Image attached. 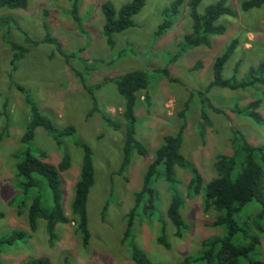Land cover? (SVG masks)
I'll use <instances>...</instances> for the list:
<instances>
[{
  "label": "rangeland",
  "instance_id": "374dc122",
  "mask_svg": "<svg viewBox=\"0 0 264 264\" xmlns=\"http://www.w3.org/2000/svg\"><path fill=\"white\" fill-rule=\"evenodd\" d=\"M106 1L119 9L129 0H77L75 14L73 0H28L23 9H0V237L14 231L20 233L3 245L2 264H22L42 256L49 259L48 264H62L64 258L69 264H135L131 242L154 264H182L185 257L198 255L203 239L227 233L225 226L213 224L216 212L203 208L205 184L216 174V156L233 153L235 134H242L254 146L264 144V123L255 122L243 109L251 100L260 99L256 111L264 118V86L207 89L214 59L231 41L235 40L236 45L224 64V77L234 76L241 81L248 69L263 59L264 4L243 10L244 0H228L232 13L217 20L224 31L209 35L208 46L189 47L177 55L184 35L191 30L186 3L173 17L171 27L156 35L164 18L162 10L171 0H145L132 17L134 25L112 33L113 46H109L101 8ZM216 1L201 0L198 11L202 13ZM26 37L36 44L27 43ZM9 41L27 49L13 64L10 62L14 51ZM13 66L15 69L9 75ZM132 69L148 72L149 99L146 101L141 92L135 108V137L145 146L146 153L134 150L121 170L124 99L109 79ZM15 83L28 88L40 112L57 128L71 125L75 129L74 137L65 138L59 148L42 127L35 129L31 142V152L37 155L44 151L45 160L53 164H58L64 153L68 155L69 166L60 173V188L62 206L69 218L83 156L74 138L92 151L94 184L87 199L86 243L74 221L57 223L52 240L43 218L37 219L34 229L29 226L27 205L31 198L39 193L42 205L50 207L51 191L37 175L35 178L41 183L25 188V178L18 175L16 163L20 158L14 154L24 147L20 136L28 122L29 108ZM203 97L215 109L206 108ZM202 107L206 113L204 120L200 118ZM103 113L109 116L108 121ZM181 123H185V128L179 153L187 164L174 165L175 185L165 179L160 168L152 182V206L139 207L131 237L124 239L126 216L134 204L135 193L142 187L154 152L163 143V137L175 134ZM240 161L238 156L237 169ZM194 173L201 176L202 187L199 193L187 195ZM176 192L183 200L179 209L184 223L180 236L167 216ZM260 210L258 204L251 202L238 217L251 219ZM262 222L264 229V217ZM160 236L164 242L159 241ZM233 240L244 243L241 233ZM250 256L264 261V231Z\"/></svg>",
  "mask_w": 264,
  "mask_h": 264
},
{
  "label": "trees",
  "instance_id": "16d2710c",
  "mask_svg": "<svg viewBox=\"0 0 264 264\" xmlns=\"http://www.w3.org/2000/svg\"><path fill=\"white\" fill-rule=\"evenodd\" d=\"M28 0H0V9H18L25 8ZM201 0H171L170 4L163 8V21L159 24L156 35H160L168 30L172 23L173 17L179 11L182 4L186 3L191 18V30L183 37V41L179 45L177 55L186 48L200 45L208 46L209 35L219 34L224 31L222 24L218 23V18L223 14L232 13L227 5L228 0H217L205 7L200 13L198 6ZM145 0H129L119 9L106 1L101 5L104 15L103 32L107 38V44L113 46L110 35L115 32H122L134 25L132 17L138 13L144 6ZM264 4V0H244L241 3V9L247 10L253 7H260ZM77 9V0H73L72 4ZM2 19V18H0ZM27 43L36 44L26 37ZM8 45L14 51L13 59L10 64L17 59L22 58L27 49L24 45L17 42L9 41ZM236 41L229 43L227 49L220 55L216 56L212 64V79L207 85V89L213 86L230 87L232 89L255 88L257 85L264 86V57L256 65L248 69L247 76L237 81L234 76L224 77L222 74L224 64L229 59ZM14 66L10 71L11 75ZM148 72L144 69H132L122 75L109 79L114 81L119 93L124 99L122 117L124 123V145L123 160L121 162V170L124 169L134 150L141 154L146 153L145 146L136 139L135 129L137 117L135 108L141 92L145 93L146 101L149 99L147 93ZM12 84V83H11ZM14 85V84H13ZM15 86L21 90L24 100L29 108L28 122L24 132L20 136V141L24 147L17 150L14 154L19 161L16 163L18 175L25 178V188L41 183L36 180L35 175L39 176L49 187L51 191V206L44 207L41 203V195L36 193L27 205L28 223L31 229L36 227L37 219L43 218L46 222V231L50 240L54 237V229L57 223H67L74 221L77 229L83 237V243L88 240L89 232L87 229V199L89 191L94 184V166L93 157L90 147L78 139L74 138L75 145L83 150L82 164L79 177L74 187V197L71 203L69 218L62 206L61 179L60 173L69 166V157L66 153L58 164L46 161V153L42 150L37 155L31 152V142L35 137V129L42 127L52 137L57 147H62V141L67 137H74L75 129L68 125L64 128H57L52 120L40 112V108L36 101L30 95L28 88L15 83ZM93 102L95 97L92 95ZM260 99L251 100L243 109H246L255 122L264 123L260 114L256 111ZM206 108H214L207 97L202 99ZM96 110V106L93 107ZM215 109V108H214ZM205 109L202 107L201 117L204 120ZM184 110L181 111L180 117H183ZM102 117L108 121V115L102 114ZM116 126L117 124L114 123ZM185 123H181L180 128L175 134H168L163 137V143L155 150L152 163L148 166L143 176L142 187L135 193L134 204L127 214L126 228L124 230V239L131 237V226L134 215L140 206L144 208L152 206L153 188L152 182L156 175L160 174V168L165 179L174 184L173 168L179 164L186 166V161L180 155V147L182 143V133ZM232 154H218L214 161L215 176L206 182L203 195V208L205 210H213L216 216L213 224L217 226H225L227 228L226 235L222 237H213L203 239L201 241V250L198 255L193 257H185L182 264L199 263V264H264V261L250 256L255 251L256 246L260 242V233L263 229L264 217V144L252 145L242 134H235L233 140ZM241 157L240 167L237 169V157ZM194 171V169H193ZM175 185V184H174ZM202 187L201 176L194 173L187 186V195L199 193ZM175 190V189H174ZM182 197L179 193L172 196L167 216L176 228L175 233L180 236L184 223L179 213L182 204ZM251 202L258 204L261 208L260 212L255 213L253 218L246 217L240 220L238 214L243 211L245 206ZM21 210H19L20 212ZM237 233H241L244 237V243H236L233 238ZM20 233L14 231L10 235L0 237V256L4 244H9ZM159 241L164 242L163 237H159ZM132 258L135 264H154L147 255L134 243H130ZM49 259L45 256L29 260L22 264H48ZM0 264L1 257H0ZM62 264H69L67 258L63 259Z\"/></svg>",
  "mask_w": 264,
  "mask_h": 264
}]
</instances>
